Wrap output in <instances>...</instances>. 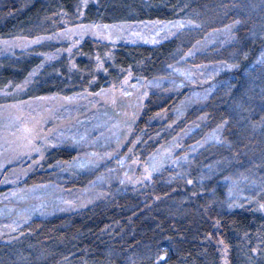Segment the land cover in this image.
Wrapping results in <instances>:
<instances>
[{
    "label": "trees",
    "instance_id": "trees-1",
    "mask_svg": "<svg viewBox=\"0 0 264 264\" xmlns=\"http://www.w3.org/2000/svg\"><path fill=\"white\" fill-rule=\"evenodd\" d=\"M239 4L240 0H0V37L38 40L77 20L121 27L224 14L233 17ZM253 32L249 27L239 29L236 41L216 51L218 56L211 55L214 62L231 69L210 78L206 82L209 98L181 119L174 116L181 94L149 95L131 139L137 156L149 160L172 139H182L180 133L191 131L180 140L187 149L204 134L221 129L224 121H228L221 129L226 140L221 146L200 150L191 166L192 176L207 159L228 152L238 155L251 145L261 148L256 145L257 135L241 124L239 102L244 97L246 105L254 100L264 105V62H258L264 55V23ZM51 45L43 42L22 58L16 53L6 57L14 70L4 72L0 90L11 82L28 88L22 95L25 99L92 95L127 74L135 80L158 78L179 48L176 37L159 43L126 38L108 43L88 37L71 58H55L47 55ZM98 61L104 62L102 70L97 68ZM77 153L68 144L54 145L43 163L23 179L24 185L52 181L60 166L76 161ZM212 182L205 183L202 195H193L187 180L167 168L137 190L115 186L92 198L93 202L34 217L18 231L0 232V264H264V193L256 205L227 208L217 191L209 197ZM87 184L88 175L73 172L63 182L69 191L82 190ZM165 249L167 259L160 260Z\"/></svg>",
    "mask_w": 264,
    "mask_h": 264
},
{
    "label": "rangeland",
    "instance_id": "rangeland-1",
    "mask_svg": "<svg viewBox=\"0 0 264 264\" xmlns=\"http://www.w3.org/2000/svg\"><path fill=\"white\" fill-rule=\"evenodd\" d=\"M88 1L96 0H84V3ZM236 7L233 17L224 14L205 20L185 18L121 27L87 25L77 20L66 22L63 29L38 40L0 37V84L5 81L4 72L14 70V66L4 60L6 57L16 53L22 58L43 42L52 44V51L47 55L55 58L62 55L71 58L88 37L108 43L123 38L131 42L159 43L176 37L179 44L173 60L158 78L135 80L127 74L92 95L54 94L25 99L22 95L27 93L26 86L11 82L4 85L0 90V97L5 101L0 104V232L11 234L34 217H46L71 206L93 202L92 198L102 196L115 186L117 190L121 187L137 190L149 184L153 174L167 168L187 180L193 195H202L205 183L213 180L208 187L209 197L219 193L225 207L256 205L264 193V105L259 101L246 105L244 97L239 100L240 107L243 105L241 124L257 135L256 145L261 148L251 145L238 155L228 152L224 157L207 159L193 176L191 166L200 150L221 146L226 140L222 127L204 134L187 149L180 140L187 138L191 131L180 133L182 139H172L149 160L137 156L131 142L134 125L152 92L181 94L174 111L177 119L209 98L211 89L206 82L220 70L231 69L223 62H214L213 56L219 55L216 51L236 41L239 29L249 27L253 32L264 23V0H240ZM237 20L240 24L235 23ZM103 65V61L97 62L99 70ZM37 123L41 139L35 143L41 148L43 159L33 150L29 143L32 136L25 131L26 127L33 128ZM258 135L262 137L260 142ZM58 144L75 148L76 161L60 166L52 181L24 185L23 179L43 163L47 150ZM72 172L88 175L84 189L64 188L63 182ZM189 180L192 183H188ZM261 209L264 212V208Z\"/></svg>",
    "mask_w": 264,
    "mask_h": 264
},
{
    "label": "snow or ice",
    "instance_id": "snow-or-ice-1",
    "mask_svg": "<svg viewBox=\"0 0 264 264\" xmlns=\"http://www.w3.org/2000/svg\"><path fill=\"white\" fill-rule=\"evenodd\" d=\"M236 24H240V21L237 20L235 21ZM255 35V33H254ZM261 39H264V35H261ZM258 62H264V57H261V60L258 61ZM241 107H243V105H241ZM246 110V109H245ZM264 110V109H262ZM228 125V121H224L223 124L221 125V127H225ZM25 131L28 132L31 136H32V140L29 141V143L32 145L33 147V150L36 151L37 153H40L41 154V159H43V154L41 152V148L38 147L35 143V141H39L41 139V132L39 130V123H37L33 128H25ZM188 183H192L191 180L188 181ZM195 195V194H194ZM261 208H264V205H261ZM210 239V237H209ZM219 243L223 244V241H219ZM165 251V256H161L159 259L160 260H165L167 259L166 257V252L167 250H163ZM157 264H159V261H157Z\"/></svg>",
    "mask_w": 264,
    "mask_h": 264
}]
</instances>
